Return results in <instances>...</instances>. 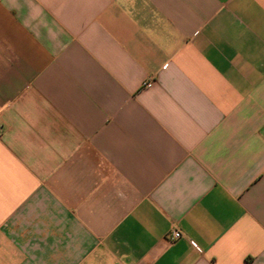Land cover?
<instances>
[{
	"label": "crops",
	"instance_id": "crops-1",
	"mask_svg": "<svg viewBox=\"0 0 264 264\" xmlns=\"http://www.w3.org/2000/svg\"><path fill=\"white\" fill-rule=\"evenodd\" d=\"M0 264H264V0H0Z\"/></svg>",
	"mask_w": 264,
	"mask_h": 264
},
{
	"label": "built area",
	"instance_id": "built-area-1",
	"mask_svg": "<svg viewBox=\"0 0 264 264\" xmlns=\"http://www.w3.org/2000/svg\"><path fill=\"white\" fill-rule=\"evenodd\" d=\"M180 237H181V234H180L178 231H172L171 234H170V236H169V240H170V241H174V240H176V239H178V238H180ZM192 246H193L197 251H199V249L197 248L196 245L192 244Z\"/></svg>",
	"mask_w": 264,
	"mask_h": 264
}]
</instances>
